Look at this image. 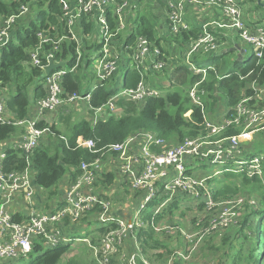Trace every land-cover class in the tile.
<instances>
[{"label": "built area", "instance_id": "1", "mask_svg": "<svg viewBox=\"0 0 264 264\" xmlns=\"http://www.w3.org/2000/svg\"><path fill=\"white\" fill-rule=\"evenodd\" d=\"M59 3L62 8L61 18L66 20L68 30L58 39L50 38L47 31H40L39 45L30 51V63L41 69H45L52 62L65 61L66 65L42 77L46 83V96L35 101L34 110L28 117L15 122L16 125L24 126L25 132L22 144L17 143L13 148L25 153H30L38 147L42 138L50 131L49 127L38 128L37 123L46 120V116H51L62 108L75 105L80 109L83 104V109L84 106L87 110L94 109L93 124H96L100 120L104 121L122 113L118 103L120 99L141 104L149 96L161 94L158 88L152 87L146 81L145 75L151 71L162 73L173 58L176 59V64L183 59L192 72L206 75L215 67L197 65L195 59L198 56L218 58L228 47L231 49L236 47L237 50L234 52L240 58L238 62L243 63L246 51L241 49L237 39L254 47V58L260 60L264 55L262 23L264 15L260 11L253 15L246 11L249 4L253 3L251 0H165L167 13L159 16L161 25L159 38L162 42H167L166 38L172 39L169 51L178 48L175 37L185 31L189 32L194 27L200 28L198 36L191 37L186 47L180 48L181 53H177V56H167L169 54L166 55L161 49L162 42L159 46L145 35H138L132 43L120 39V35L127 37L132 31L134 10L130 6V0H59ZM154 3L162 8L163 4L158 0ZM28 10L27 6H23L20 12L2 19L0 54L14 39L17 21L20 17L26 16ZM193 15L195 21L190 19ZM84 17L87 18L82 23ZM86 24H91V31L88 34L85 33ZM92 36L97 39L99 47L96 55H92L95 52L94 44L88 42L87 46L85 43V37ZM65 39L75 43L74 55L70 58V60L74 58L72 64L69 63V59H58L51 49L43 51L47 44H51L55 49L59 48ZM229 51L230 49H227V52ZM124 58L129 59L126 61ZM123 60L130 61L129 68L136 69L141 74L142 79L135 88L123 86L122 79L127 75V69L120 68ZM121 69L125 71L124 77L121 79L118 76L120 81L115 86L116 92L106 103L92 107V92L100 87L110 88L113 76L117 72L120 75ZM70 73L82 74L86 79L95 77L97 81L89 91L74 92L65 96L63 82L65 76ZM251 86L255 91V98L264 101V85L255 87V83H252ZM198 92L197 86L192 87L189 96L193 104L203 105ZM249 99L252 97L245 96L235 107L238 114L234 120L224 119L215 123L205 118L203 133L196 138L186 139L177 147L169 146L167 140L157 133L143 130L122 142L109 144L104 147L100 156L91 162L81 164L82 173L69 187L65 205L51 212H40L38 208L36 197L38 190L34 184V173L30 168L22 171L5 168L4 160L9 146L6 147L0 152V264L26 257L36 249L37 240L42 241L47 248L71 243L73 233L67 232V224L74 226L84 221L96 207L99 211L95 213V218L103 224L104 231L99 232L96 241L91 242L87 238L83 241L94 250L97 264H114V259L118 256L123 258V261L119 259L120 264H151L148 258L141 256L138 232L151 225L161 236V232L166 229V220L155 224L156 214L163 212L176 197L177 200L182 197L181 201L195 210L196 220L202 216V209L205 207L209 209L214 205V193L209 181L213 176H202L197 173L191 166L193 162L210 161L212 164H224L229 161L239 165L249 164L251 167L256 165L258 158L243 159L244 155L241 157L238 155L241 154L242 141L250 135L247 129L241 135L229 138V147L225 150L221 148L220 141H213L215 134L226 125L237 123L241 116L249 119L248 124L257 123L264 117V107L260 108L256 103L253 104L255 107L248 106ZM7 107L6 97L0 93V123L12 120V117L6 115ZM46 121L50 125L53 122ZM61 139L66 140L65 137ZM77 142L79 147L93 153L98 152L95 140L79 137ZM113 156L114 165L109 161ZM238 159L244 161L239 163ZM103 164L105 167L115 166V173L122 182L128 184L133 192L140 191L138 200L133 204L130 221L112 212L111 199L107 193L101 194L93 189ZM232 198L239 199L237 203L244 202L238 195L222 199L231 203ZM13 200L25 203L28 208L26 216H20L14 211ZM200 205L203 206L202 209H199ZM151 208L155 211L151 213L154 216L145 219ZM16 217L21 221H16ZM229 222L228 218L214 219L209 227L197 233L184 250L176 251V259L184 261L190 259L192 253L196 254L202 238L220 227L228 226ZM132 239L139 252H131L128 256L125 248L127 242ZM176 259L170 257L166 264H173Z\"/></svg>", "mask_w": 264, "mask_h": 264}, {"label": "trees", "instance_id": "2", "mask_svg": "<svg viewBox=\"0 0 264 264\" xmlns=\"http://www.w3.org/2000/svg\"><path fill=\"white\" fill-rule=\"evenodd\" d=\"M251 1L255 3L257 10L263 11L264 0ZM154 2L155 0H130V6L134 10L133 22L138 27L133 23L131 34L129 33L127 37L120 35L121 40L132 43L138 35H145L161 46L159 16L165 15L167 9L165 0H163V3L162 0H158L159 3L163 4L162 8H159ZM23 6L29 8V13L34 11L35 16L29 19L23 16L18 19V27L15 30L14 39L0 54V86L4 87L10 84L15 86L17 90V95L11 97L12 99L8 101V108H11L13 112L12 120L0 123V141L9 139L19 133L20 126L16 125L15 122L28 116L31 105V92L34 95L33 99L36 100L46 96L44 86L39 87V85L31 84L35 78L40 79V77H43L42 69L34 67L30 63V51L37 48L40 42L38 33L44 30L47 31L50 38L58 39L61 35H65L68 30L66 20L61 18L62 8L59 0H0L1 20L20 12ZM86 18H83L82 23L86 21ZM27 22L28 24L26 25ZM90 31L91 24H86L85 33L88 34ZM199 33L200 28L194 27L189 32L185 31L175 37L178 48H185L190 38L198 36ZM88 39L85 37L87 46L89 44ZM171 40L166 38L167 42H171ZM50 49L54 51L58 59H69L70 64L74 62V58L72 60L70 58L74 55L75 43L69 39L63 40L57 49L51 44H47L43 51H49ZM161 49L165 52L163 48ZM225 53L223 52L220 57ZM124 59L127 61L129 58ZM126 61L123 60L120 66V68L124 67V69H127V75L122 79V83L125 88L132 89L137 86L142 78L136 69L129 68L130 61ZM237 65L239 68L236 72L222 73L223 75H221V67L215 65L214 70H210L206 75H203L196 74L187 65L179 63L175 65L174 71L167 80L170 85H174L171 82H174V78H176V84L188 85V90L197 86L200 101L206 105L205 101L209 100L212 103V111H214L217 102L215 94L224 95L226 106L228 107L224 119H227V121L234 120L238 114L235 107L242 100L243 93L248 94V97H252L247 102L248 106L255 107L253 104L258 103L260 108L264 107V101H258L255 98L256 95L251 86L252 83L259 87L264 85V55L260 60L252 57L247 63L238 62ZM117 74L119 72L113 76L110 88L100 87L92 92V107H99L106 103L116 92L115 86L120 81V78H116ZM159 75L162 76V73L151 71L145 75V79L154 88L163 87L164 85L158 83L154 78ZM83 78L85 76L82 74H67L63 82L64 95L67 96L74 92L83 93L85 91L81 82ZM150 78L153 79L150 80ZM188 90L186 95L178 91L151 95L141 104L120 99L118 103L121 106L122 113L111 116L104 121L100 120L96 124H92L86 118L77 119L70 128L67 134L68 138H65L66 140L61 139L63 137L61 135L62 132H60L55 122L50 125L45 119L40 120L37 123V127H49L50 131L47 135L51 137L57 135L55 138H58L59 142L55 145H47L45 141L46 135L42 138L39 146L30 153H25L18 148L8 147L4 160L5 168L17 171H22L27 167L30 168L34 172L36 184L48 190L58 187L60 180L68 170H71V177L73 181H76L82 173L81 164L83 162L93 161L101 155L104 147L109 144L122 142L138 131L155 132L165 138L171 145L184 142L189 138H196L203 133V123L205 118H207L205 113L206 106L204 105V108L203 105L193 104ZM66 118L67 120L69 119V117ZM248 122L249 119L241 116L237 123L226 125L223 130L215 134L213 141H220L221 148L225 150L229 147L228 139L244 133ZM51 132L53 136L49 135ZM79 137L95 140L98 152L93 153L86 148L79 147L77 142ZM256 138L257 142L253 144L249 143L254 141V138L246 144H241V154H238L240 155L239 157L244 155L242 156L243 159L258 158L254 167L249 164L239 165L235 162L231 165V162L226 161L223 164V170L220 172L222 174L221 177L209 180L212 185L214 198L241 195L245 197L243 211L246 221L251 220V218L254 221L256 216H259L260 221L262 220L260 228H256L254 236H250L248 233L244 234L245 224H242L243 228L237 231L236 236L240 240L241 238L252 239L258 237L262 245V253H255L258 249L254 250V247H251L246 254L245 246L242 242H239L241 248H237L234 252L227 255L231 261L230 264H264V130L260 131ZM115 180L116 178L114 179L113 174L109 173L105 180H100V183L105 187H110L114 185ZM139 192L136 193V196ZM181 199L182 197L178 198V200L177 197L174 198L163 212L155 216L150 212L146 214L145 219H151L154 216V223L158 224L162 220H166L179 207L190 209L188 204L182 202ZM202 207L200 205L199 209H202ZM98 211L97 207L94 208L91 215H95ZM16 221L21 220L16 217ZM251 230L254 231L253 227H251ZM103 231L104 228L100 229V232ZM215 236L216 234L213 232L202 238L197 251H203L207 247L210 248V242L215 250L216 246L210 240V238ZM138 239L143 255H148V257L152 258L156 254L151 252L152 249L163 248L167 254L159 253L157 254L158 257L163 258L165 261L171 255V257L176 259V251L179 249L174 250L169 244L163 243L160 233H157L153 226L142 228L138 232ZM68 247L70 248V244L48 248L41 252V246L37 245L36 251L39 253L27 264H62L64 255L69 251ZM115 263L116 261H114ZM6 264L18 263L14 261ZM67 264L78 263L70 260Z\"/></svg>", "mask_w": 264, "mask_h": 264}, {"label": "rangeland", "instance_id": "3", "mask_svg": "<svg viewBox=\"0 0 264 264\" xmlns=\"http://www.w3.org/2000/svg\"><path fill=\"white\" fill-rule=\"evenodd\" d=\"M247 12L250 11V13L253 15L257 12L260 11V13H262L264 15V9L263 11L261 10H257L255 8V3H250L248 8L246 9ZM198 13V12H197ZM194 13V14H197ZM35 16L34 11L31 13H27L26 18L29 19L31 17ZM190 19L192 20H196L195 16L193 15L192 17H190ZM1 17H0V25L1 23ZM136 27H138V25L133 22ZM264 24V21L262 22ZM28 24V22L26 23V25ZM236 36V34L234 35ZM88 42L91 44L95 45V52L92 53V55H96L99 52V47H98V43H97V39L92 36L91 38L88 39ZM237 42L239 44V46L241 47V49L245 50V60L243 61L244 63H247L254 55L255 53V49L252 45L245 43L239 39H237ZM170 44L171 42H162V46L165 49V54H169V48H170ZM227 49H230L229 52H227ZM227 49L224 50V52H226L222 57H211V56H198L195 59V62L197 65L199 66H219L221 67L222 71H221V75H223L222 73L226 74V73H231V72H236L238 70V57L237 54L235 52H233L231 50V47H228ZM181 49H179L178 52H180ZM174 53V52H173ZM181 53V52H180ZM172 64V67H171ZM175 64H176V59H171L168 62V67L165 69L164 71H162V76L164 77L163 79L166 82L165 87L164 88H159V90L161 91V94H165L166 92L172 91H178L179 93H182L184 95L187 94V90L189 89L188 85H179L176 84V78H174V82H171V84L174 85H170V82H168L167 78H169V75L174 71L175 68ZM179 64V63H178ZM180 64H185V61L183 59H180ZM217 68V67H216ZM167 71V72H165ZM124 69H121L120 71V75L117 74L116 78H118V76L121 77V79L124 77ZM115 78V79H116ZM97 79L95 77L91 78H83L81 79L82 85L85 89V91H89L92 88V85L94 82H96ZM31 84H36V85H42V86H46L45 81L43 80L42 77H40V79L35 78V80H33L31 82ZM255 87H258L255 84ZM84 91V92H85ZM189 92V90H188ZM255 92V91H254ZM222 93V92H221ZM15 95V91L11 94ZM222 96V95H221ZM219 93L215 94V98L217 99L216 102V107L214 109V111H212V106H211V102L209 100H204L206 105L203 103V105L206 106V116L209 120L218 123L224 120L225 117V113L228 110V107L226 106V100L224 95L221 97ZM245 96H248V94H244L242 95V100ZM259 96V93H258ZM206 98V97H204ZM241 100V101H242ZM258 101H263L261 99H257ZM240 101V102H241ZM258 105V103H256ZM83 104L81 105L80 109H78V106H73V107H65L62 108L58 114H56V116L60 117V124L58 125L60 132H64L67 133L69 132L70 128L72 127L73 123L76 122L77 119H81V118H86L88 120H90L91 116H92V111L94 109H86V107L84 106L85 109L82 108ZM259 106V105H258ZM35 107V102L33 100H31V105L29 110L31 111V113L33 112ZM30 113V114H31ZM53 117V116H52ZM66 117H69V119L67 120ZM53 121V120H52ZM95 122V121H94ZM53 123V122H52ZM93 124V123H92ZM246 129L248 130V134L250 133L249 137L246 139V141H251L254 138V141L250 142L249 144H253L255 142H257V138L258 137V133L260 131L264 130V117L261 118V120L257 123H252V124H248L246 126ZM256 136V137H255ZM50 138L51 136H46L45 137V141L46 139ZM56 136L52 137L54 138L53 141H55V143L57 144L59 142L58 138H55ZM48 143V142H46ZM169 146H172L170 143H168ZM173 144V143H172ZM180 143L177 144H173V147H177L179 146ZM262 146V145H261ZM5 150V149H3ZM115 157V156H113ZM107 159V158H106ZM239 160V159H238ZM244 161V160H243ZM241 160H239L240 162H243ZM231 165H233L234 163H230ZM195 168V171L199 174H201L202 176H213L212 180H214V178H220L222 174H220V172L223 170V164H212L210 161H198V162H193L192 165ZM69 171L66 172V174ZM65 174V175H66ZM63 176L62 178V182L64 181H68L69 177ZM61 181V180H60ZM60 184V182H59ZM37 190L39 192V190L43 193L44 195V199L45 202L50 205L51 208H53L58 200V198L60 197V187L58 185V187L52 188V189H40L39 187H37ZM136 191L133 192V194L130 196L131 200H129L130 202H136L138 200V196L140 195V193L137 194L136 196ZM123 196L126 193H123ZM127 195V194H126ZM125 195V196H126ZM241 198H245L241 195H238ZM138 197V198H137ZM122 199V198H121ZM233 202L228 203L226 202L225 199H222L221 197H217L214 198V205L212 207L208 208H204L202 209L203 213L202 216L198 219V220H194L192 221L191 217L194 214V212H190V210L187 209H182L181 207H179V209H176L173 211V214H170L168 216L167 221L165 222L166 224V229L164 231L161 232V240H163V243L168 244L174 242V245L172 246V248L174 250L179 249L180 248V242L179 239L177 238V236H174L175 233H178L181 235L182 239H183V246H187L192 242V239L194 237L197 236V233L201 232L202 229L209 227V225L211 224V222L215 219L219 220L220 218H228V220H230L228 226H224V227H220L218 230L213 231L216 236L213 238H210L211 241H213V244H215V250L214 247L212 246V243L210 242L211 247H207L205 250L203 251H197L196 254L195 252L192 253L191 258L187 260V263H191V264H195V260L199 259V261L196 264H230L231 261L229 260V257L227 256L228 254L232 253L235 251V249H239L241 248V245H239V242L243 243V245L246 248V254L248 253L249 249L251 247H254L255 253H262V245L260 242V239L258 237L256 238H252V239H246V238H236L237 236V231L243 228L242 224H245L246 227L244 228V234L248 233L250 236H254L255 232H256V228H260L261 225V221L259 219V216L255 217V220L253 221V219L251 218V220L249 219L248 221H246V218L244 217V206H243V202H239L237 203L236 201H238L239 199L236 198H232L231 199ZM213 202V201H212ZM43 206V203H39L38 208L40 210V207ZM56 209V208H55ZM53 209V210H55ZM52 210V211H53ZM112 210V208H111ZM40 212H51V211H42L40 210ZM154 213L155 211L153 210V208L148 210V213ZM96 215H89L88 218H86L84 221H86V223L80 222L76 225H74L77 230H75L72 234L73 236V240L70 244V248L67 254L64 255L63 259H62V264H67L68 261L70 260H74L75 262H77L78 264H96L95 262V254H94V250L91 249V247L89 246V244L85 241H83L84 239H89L90 241H94L95 235L98 234L100 232V229H102L104 226L102 223H100L96 218ZM177 217L180 221L182 222H178ZM186 218H189L188 220ZM90 221V222H89ZM71 226V227H74ZM251 227H253V230H251ZM169 230V231H168ZM227 236V237H226ZM225 237V238H223ZM77 239H81V240H77ZM175 243H177V246H175ZM37 245H40L42 250H40L41 252L45 251L47 248V246L40 240L36 241ZM136 251H139L138 247L135 246L134 247ZM231 248V249H230ZM125 252L126 254L129 256L130 253L132 251H130L129 248H125ZM151 252L156 253L153 258H150V263L151 264H166V261H168L171 257V255L168 256V258L164 261L163 258L158 257L157 254H159L158 252L161 253H166L164 252L163 248H159V249H152ZM39 252L36 251V249H34L32 251V253H30L29 255H27L26 257L17 259L15 262L18 264H27L28 262H30L33 258H35V256L38 254ZM183 255L185 254V252H181ZM167 254V253H166ZM195 254V255H194ZM31 255V258H30ZM180 258H184L183 256H179ZM118 258L120 260H123V258L121 256H118ZM183 260V259H182ZM14 261V260H13ZM95 262V263H94Z\"/></svg>", "mask_w": 264, "mask_h": 264}, {"label": "crops", "instance_id": "4", "mask_svg": "<svg viewBox=\"0 0 264 264\" xmlns=\"http://www.w3.org/2000/svg\"><path fill=\"white\" fill-rule=\"evenodd\" d=\"M180 48H176L174 51H169V55L167 56H177V53H180L178 52ZM174 52V53H173ZM45 69H42V72H43V75L42 76H45L46 72ZM158 83H160L161 85H164L163 87H158L159 88H164L165 87V84L167 81H165L163 78V76H155L154 77ZM153 78H150V80H152ZM1 85V84H0ZM151 85V84H150ZM42 85L39 84V87H41ZM46 87V86H45ZM44 87L45 91H46V88ZM15 91V95H17V90H16V87L13 86V85H10V84H7L5 85L4 87H1L0 86V93L4 94L5 97H6V100H7V105H8V101L10 99H12L11 97L15 96V95H12L11 94ZM31 91V90H30ZM34 95L33 93L31 92V100H33L35 102L36 99H33ZM61 112V111H59ZM59 112H57L56 114H58ZM31 111L29 110L28 111V116L30 115ZM56 114H52L51 116H46V120H53V122H55V124H57V126L60 124V117L56 116ZM6 115L11 118L13 117V112L11 111V108L9 109L7 107V111H6ZM27 116V117H28ZM53 116V117H52ZM26 118V117H25ZM90 121L93 123V111H92V116L90 118ZM20 130H19V133L12 136L11 138L9 139H6V140H3V141H0V152L3 151V149H5L6 147H14V146H17V143L20 145L22 144V140H23V136H24V132H25V128L24 126H20L19 127ZM22 128L24 129L22 131ZM59 128V127H58ZM22 131V132H21ZM21 132V133H20ZM49 135H52V133H50ZM61 135L65 138H68V135L67 133H64L62 132ZM53 136V135H52ZM57 136V135H56ZM54 138L50 137L46 139V143L47 145H55V141H53ZM247 142L249 141H242V145L243 144H246ZM109 161L111 162L112 165L115 164V158L114 157H110L109 158ZM69 174H66L68 177H69V180L68 181H63L62 182V179L60 181V184H59V187H60V197L58 198L55 206L53 208L50 207V205H48L46 202H45V199H44V195L43 193L39 190V192L36 194V197H37V203L39 205V203H43V206L40 207V210L42 211H52L53 209L57 208V207H60V206H64L65 205V201H66V197H67V194H68V191H69V187L71 186L72 182H73V179L71 177V170H68ZM100 174H99V179L96 181V183L94 184L93 186V189H95L96 192H100L101 194L103 193H107V195L109 196V198L111 199V204H112V212L120 215L122 218L126 219V220H131L132 218V215H133V208H134V202H130L129 200H131V195L133 194V191L131 190L130 186H128V184H124L121 180V178L119 176L116 175L115 173V166H109V167H105V165L103 164V166H101L100 168ZM34 173V172H33ZM113 174L114 176V179L116 178L115 182H114V185L113 186H110V187H105L103 186L101 183H100V180H105L106 179V176L108 174ZM115 173V174H114ZM65 175V176H66ZM34 184L39 187L40 189H42L40 186H38L34 180ZM123 193H126L124 196H123ZM122 198V199H121ZM12 206L14 208V211L20 215V216H26L27 215V212H28V208L27 206L25 205V203H23L22 201L20 200H13L12 202ZM190 207V206H189ZM190 212H194V214L192 215L191 219L193 221L196 220V214H195V210L193 208L190 207ZM168 219V218H167ZM166 219V221H167ZM187 220L189 218H186ZM177 220L178 222H182L184 223L183 221H180L177 217ZM83 223H86V221H82ZM185 224V223H184ZM186 226V224H185ZM66 230L67 232L69 233H73L75 230H77V228L74 226V227H71V225H68L66 227ZM174 236H177V238L179 239V242H180V248L179 250H184L187 246H183V239L181 237L180 234L178 233H175ZM99 237L98 234L95 235V238H94V241L97 240V238ZM93 242V241H91ZM140 243V242H139ZM168 244L170 246H173L174 245V242L172 243H169ZM136 244H135V241L132 239L130 241L127 242V245H126V248H129L130 251H132L133 253H138L139 251H136L135 250V247ZM175 246H177V243H175ZM141 248V246H140ZM177 250V249H176ZM161 253V252H160ZM142 249H141V256H142ZM146 258H148L150 260V256L148 257V255H144ZM153 258V257H152ZM114 261H116L115 264H120V260L118 257H116L114 259ZM199 261V259L195 260V264ZM96 262V260H95ZM94 262V263H95ZM167 262V261H166ZM97 264V262H96ZM173 264H191V263H187V261H184L182 259H176Z\"/></svg>", "mask_w": 264, "mask_h": 264}, {"label": "water", "instance_id": "5", "mask_svg": "<svg viewBox=\"0 0 264 264\" xmlns=\"http://www.w3.org/2000/svg\"><path fill=\"white\" fill-rule=\"evenodd\" d=\"M233 52L234 51H236L237 50V48L235 47V48H233V49H231ZM238 61H240V58H238ZM64 65H66V62L65 61H60V62H58V63H54V62H52L49 66H47L46 68H45V72H46V74L48 75V74H50L54 69H57V68H60V67H62V66H64Z\"/></svg>", "mask_w": 264, "mask_h": 264}]
</instances>
